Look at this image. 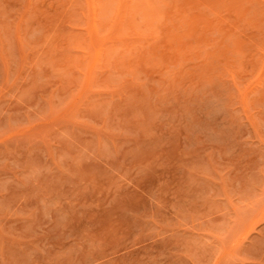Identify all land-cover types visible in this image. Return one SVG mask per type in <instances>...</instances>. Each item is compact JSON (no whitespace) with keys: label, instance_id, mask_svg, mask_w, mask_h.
<instances>
[{"label":"rangeland","instance_id":"obj_1","mask_svg":"<svg viewBox=\"0 0 264 264\" xmlns=\"http://www.w3.org/2000/svg\"><path fill=\"white\" fill-rule=\"evenodd\" d=\"M263 222L264 0H0L17 258L185 264Z\"/></svg>","mask_w":264,"mask_h":264},{"label":"crops","instance_id":"obj_2","mask_svg":"<svg viewBox=\"0 0 264 264\" xmlns=\"http://www.w3.org/2000/svg\"><path fill=\"white\" fill-rule=\"evenodd\" d=\"M9 222L14 223L12 216ZM24 233L26 232L22 230L21 235ZM14 234H17L16 231L11 229L3 234V228L0 229V264H34L33 257L25 258L24 261L17 258L18 251L12 250L19 245L18 238L12 237ZM246 234L247 232H241L233 244L224 243L212 247V252L206 250L203 242L195 247H187L185 264H264V222ZM24 243L21 242V245L25 246L26 242ZM21 253L28 255L27 246L21 249Z\"/></svg>","mask_w":264,"mask_h":264}]
</instances>
